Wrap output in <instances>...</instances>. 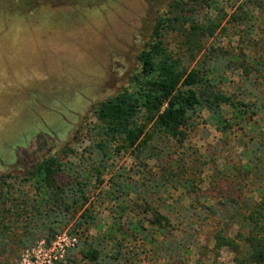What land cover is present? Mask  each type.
<instances>
[{
    "label": "trees",
    "instance_id": "obj_1",
    "mask_svg": "<svg viewBox=\"0 0 264 264\" xmlns=\"http://www.w3.org/2000/svg\"><path fill=\"white\" fill-rule=\"evenodd\" d=\"M110 1L0 0V9L31 16L41 8L93 9ZM231 1L228 10L219 0H172L156 15L150 38L138 55L140 66L131 87L95 108V122L89 128L91 144L79 156V163L50 156L25 175H0V264H6L7 256L18 258L20 251L32 249L42 240L50 243L65 232L80 239L68 253L66 264H120L131 232L159 234L170 240L167 247L175 252L172 220L162 209L172 214L176 206L153 207L147 202L144 214L149 218L144 222L150 231L141 219L126 230L119 217L103 236L91 238L90 230L101 228L92 210L93 180L96 186L104 185L107 161L114 156L129 154L140 159L146 155L157 132L183 146L199 120L224 135L239 128L249 136L242 152L244 175L258 178V187L246 198L243 187L238 186L212 205L192 201L181 207L180 216L192 219L193 229L195 223L219 220L211 264H219L226 248L236 254V264H264V126L258 122H264V61L253 59L244 50L233 53L209 44L229 30L242 36L241 26L243 32L255 33L264 14V0ZM170 36L178 42L177 48L169 46ZM231 73L240 79L237 87L232 86ZM227 84L235 91L226 90ZM63 153L69 156L73 149L67 146ZM123 177L122 172H115L111 178L115 186L102 194L117 202L130 195ZM191 185V180H184L183 187L191 189ZM139 186V192L146 187L145 183ZM118 207L125 213L124 202H118ZM110 242L113 254L109 255Z\"/></svg>",
    "mask_w": 264,
    "mask_h": 264
},
{
    "label": "rangeland",
    "instance_id": "obj_2",
    "mask_svg": "<svg viewBox=\"0 0 264 264\" xmlns=\"http://www.w3.org/2000/svg\"><path fill=\"white\" fill-rule=\"evenodd\" d=\"M171 1L113 0L93 9L41 8L31 16L0 9V175H25L50 156L80 162L79 156L91 144L89 128L95 122V108L131 87L140 66L138 55L150 38L155 17ZM219 1L230 10L231 0ZM263 18L264 14L255 33L243 32L241 26L242 36L229 30L209 44L233 53L244 50L253 59L264 61ZM167 42L172 48L178 46L172 36ZM228 76L237 87L238 75ZM225 89L235 91L229 84ZM199 121L183 146L157 132L142 159L129 154L114 156L107 161L104 185L96 186L93 180L92 210L101 227L90 230L93 239L114 227L116 218L122 217L126 230L130 223L144 222L149 218L144 214L147 202L153 207L176 206L172 214L162 209L172 220L175 252L167 247L170 240L159 234L131 232L120 264H211L219 220L212 218L190 228L193 220L180 216L181 207L192 201L212 205L238 186L243 187L246 198L258 187V178L244 175L242 152L249 136L239 128L224 135ZM67 146L73 149L69 156L63 153ZM115 172H122L131 188L130 195L118 201L127 205L125 213L117 201L102 194L115 186L111 181ZM186 179L199 189L193 192L192 185L191 189L183 187ZM140 183L146 187L139 192ZM145 228L149 230L148 223ZM112 243L108 244L109 255L113 254ZM25 252L20 251L18 258L7 256L5 263L18 264ZM235 257L231 249H223L219 264H236ZM103 258L107 260L106 254Z\"/></svg>",
    "mask_w": 264,
    "mask_h": 264
},
{
    "label": "built area",
    "instance_id": "obj_3",
    "mask_svg": "<svg viewBox=\"0 0 264 264\" xmlns=\"http://www.w3.org/2000/svg\"><path fill=\"white\" fill-rule=\"evenodd\" d=\"M78 244V238L67 232L48 243L40 241L34 248L26 250L18 264H66L68 253Z\"/></svg>",
    "mask_w": 264,
    "mask_h": 264
}]
</instances>
